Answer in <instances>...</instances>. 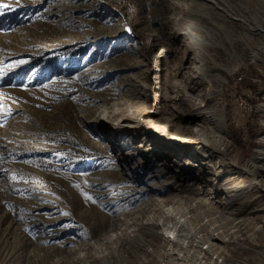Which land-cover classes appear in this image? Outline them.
Wrapping results in <instances>:
<instances>
[{
	"label": "rangeland",
	"instance_id": "rangeland-1",
	"mask_svg": "<svg viewBox=\"0 0 264 264\" xmlns=\"http://www.w3.org/2000/svg\"><path fill=\"white\" fill-rule=\"evenodd\" d=\"M192 1L202 4L0 0L10 4L0 10V253L18 250L31 264H85L80 253L92 264H160L142 257V244L157 246L166 264H218L204 260L213 244L223 264H264V183L251 185L264 151V2L211 0L219 10L195 14ZM189 28L214 46H196ZM193 82L203 85L191 91ZM184 87L194 98L207 93L201 105L224 130H204L213 158L198 180L162 167L167 174L152 182L160 153L183 163L200 151L191 111L177 103L182 114L172 117L169 100ZM107 105L113 123H138L150 135L83 120ZM229 171L240 176L232 186L247 189L226 206L206 196L216 186L205 180ZM241 206L250 214L238 216ZM112 224L125 231L114 242L121 258L86 252ZM164 230L179 245L164 244Z\"/></svg>",
	"mask_w": 264,
	"mask_h": 264
},
{
	"label": "bare ground",
	"instance_id": "bare-ground-1",
	"mask_svg": "<svg viewBox=\"0 0 264 264\" xmlns=\"http://www.w3.org/2000/svg\"><path fill=\"white\" fill-rule=\"evenodd\" d=\"M262 1L264 2V0H262ZM197 2L202 3L200 5V7L203 8V9L206 7L208 10H211L213 12H216V9H218L217 8L218 4L216 2H212L211 0H197ZM185 3H186V1H185ZM208 3H210V5H208ZM189 5L190 4L187 3V5H185V7L188 8ZM191 5L193 6V8L191 7V10H193V12L195 14L197 12H199L198 14L201 13L199 11L200 7L199 6L197 7L195 2H193ZM177 7H179V6L174 5V8H177ZM190 29L191 28H189V31L187 30L186 35L191 37L193 43L196 46H200V47H203V46H205V47H213L214 46V44H213L214 42L211 40V38H210V40L206 41V40H204V39H202L200 37H194L193 33H190L191 32ZM173 39L174 40H178V38L176 36ZM182 54H183L182 52L179 53V55H182ZM198 61L200 62V60H197V62H195V63L193 62L192 64L199 63ZM186 62L190 63V62H188V59H187ZM181 68H182V65H179L177 67H173V70L177 74H180V73H182L181 72ZM196 85H197V87H196L195 91H197L198 87L202 86L203 84L200 83V82H193L192 85L189 87V89L192 91L193 86H196ZM204 96L207 97V93L204 95V93H202L201 91H198L197 98H194L193 96H191L188 93L187 88L184 87V88L178 89L176 94H175V96L172 99L169 100V102L171 104L170 107L173 110V114H172L173 119H179L180 118V116H178V114H182V112L177 111L176 104L177 103H181V104H183L185 107H187L191 111L189 117L192 120L196 119L199 122V123H197L195 125V127L192 130V132L194 134V138L196 140H198L199 147L197 149H199L200 151L197 152V153H194V154L188 153V154H190V157H191L192 160L191 159H188V160L186 159V161L183 162V163H179L176 160L170 161V157L167 155L168 154L167 152L160 153L159 156L160 155L163 156L162 162L158 164V168H160V169H157L156 171H154L152 173H149V176H148L149 177L148 179H150L152 182H154L155 180H158L160 176H163L164 174H167V172L164 169H161L162 167H164V168H166V167L169 168L170 167V171H173L176 174L182 175V177H184V180H187L188 178H196V176H197V180H198V176L199 175H201L203 173H206V172H204V169H202L201 167L203 165H205L204 163L206 161L208 162V161H210L213 158V156H212L213 151H212V149L209 146V141H207L205 139L206 132L204 130H207V132H210L211 134H213L217 130L222 132L224 130V123L222 122L220 117H217L218 114L212 115L211 112L208 110V107H205V106L201 105L202 104V99H203ZM107 106L108 107H104V108H102L100 110L101 114L97 115L95 117V119H93V120L83 119V120L85 122H87V123H89V122L98 123V126H103L104 129H108L107 125H113L114 127L111 128V131H113V134H116V135L122 134L124 130L130 131L132 136H135V135H137L139 133H144V135H150L149 131H146V129L142 125H140L138 123H134V122H131V121H129L131 123L126 122L125 124L120 123V122L113 123V119L111 117V112H112V110H115V109L111 108L109 105H107ZM108 109L110 110L109 112H108ZM106 113L109 114V115H107ZM90 126H92V124H90ZM155 133L156 132H153V134H151V135H155ZM263 142H264V139H263ZM144 151H145L144 153H147L149 151V149L148 150L145 149ZM158 151H160V150H158ZM155 153H157V151H155ZM175 155L179 156L178 154H175ZM149 158H151V160H152L153 156L149 155ZM169 162H171L172 164H168ZM196 163H199L198 164L199 166ZM216 164H218V163H216ZM171 165L173 167L174 166L178 167V171H175L172 168ZM221 166L222 165H219V167H221ZM253 166L255 167V169H257V177L256 178L259 179V180L258 181L254 180L251 185H254L256 187V186L259 185V183H264V151L260 152L258 155L255 156V163L253 164ZM222 167H224V166H222ZM194 169L198 170V174L194 175V172H193ZM230 173H231V171L227 172V174H226V178L227 179H225L224 181H222L221 179L223 177H225V176H221V174H220V179H218L217 181L213 180V179L212 180L211 179L210 180H208V179L205 180L207 182L208 181L212 182L214 184V186H216V189L214 191L206 192V196H208L211 201H216V200H221L222 201V200H225L224 204L226 206H229V205L232 204L234 198L236 200H238L245 193V190L247 189V186L233 187L232 184L230 183L231 181H235V180H238L240 178V176L237 174L238 172H235L234 175H232V178H229V176H230L229 174ZM209 174H211V173H209ZM169 178H171V177H169ZM193 185H196V183H194ZM178 186H181V185L178 184ZM155 187H157V186H155ZM199 189L202 190L201 187H199ZM262 191H264V189ZM227 194H229L231 196V200H227L226 199V195ZM261 207H263L262 208V211H263L264 210V204L261 205ZM247 214H250L249 209H245L242 206L237 210V215L240 216V217H244ZM173 218H175L180 223L185 224L184 221L181 218H179L177 216H174V215H173ZM113 225L114 224H112V226H111V228L109 229L108 232H105L104 234L101 235L102 236L101 238H99V239L97 238L96 242L93 241L94 243L91 242V244H86V245L84 244L85 246L83 248L86 250V252L89 250L88 252L91 253L93 249L94 250L95 249L96 250L102 249V252L104 251L103 255H106L108 257L111 256V255H114L115 258H117V261H118L121 258L122 249H118V246L114 242L120 241L123 238V236H121V235L125 231L121 228V229L117 230V233H114V230H116V228H113ZM127 225H125V227ZM186 226H187V224H186ZM130 227L129 226L126 227V229H127L126 232L132 233V230L131 231L129 230V229H131ZM117 228H118V226H117ZM175 229H177V228H175ZM186 231L191 232L190 229H186ZM160 236L161 237H159V238L162 239L164 244L165 243L166 244L170 243V239H172L173 243H175L177 245H179V243H180L177 240V237H175L171 232H166L164 230L160 234ZM6 237H7V234L3 235V238H6ZM129 237H131V236H129ZM1 239L2 238H0V241H2ZM211 239L214 240L215 237H213ZM106 243H113V246H108ZM210 244H211V242H210ZM20 246H23V245H20ZM139 246H143L144 247V251H143V254H142L143 258L144 257H146V258L147 257L154 258L155 260L157 259L156 262H159L160 264H166L165 263V258L162 257V260H161L160 256L157 254L158 253L157 252V246L150 247L148 245H142V244L139 245ZM138 248H137V250H138ZM159 250H160V248H159ZM94 252L95 251H93V253ZM95 254H94V257H95ZM114 256H111L110 259H112V257L114 258ZM204 256L206 257V258H204V260L208 259V261L210 263L215 260L218 264H223V261H222V263L220 261V260H223V259L216 252L215 247H214L213 244H211L210 247L206 248V252L204 253ZM77 258H81V261L83 263H85V264H92L91 260L87 259L85 253H83V254L80 253L79 257H77ZM30 260L31 259L29 257H27V258L21 257V255L18 252V250H11V252H7V253L6 252H1L0 253V264H31L32 261H30ZM98 260H100V259H98ZM167 262H169L168 259H167ZM196 262L197 261L194 260L192 263H186V264H197ZM35 263L37 264V262H35ZM144 264H146V262ZM173 264H175L174 261H173Z\"/></svg>",
	"mask_w": 264,
	"mask_h": 264
},
{
	"label": "snow or ice",
	"instance_id": "snow-or-ice-1",
	"mask_svg": "<svg viewBox=\"0 0 264 264\" xmlns=\"http://www.w3.org/2000/svg\"><path fill=\"white\" fill-rule=\"evenodd\" d=\"M13 3H18L19 0H12ZM10 8V4L7 3H0V10H5ZM0 14H3L2 11H0ZM17 65H8V67H15ZM88 199H91V197H88Z\"/></svg>",
	"mask_w": 264,
	"mask_h": 264
},
{
	"label": "trees",
	"instance_id": "trees-1",
	"mask_svg": "<svg viewBox=\"0 0 264 264\" xmlns=\"http://www.w3.org/2000/svg\"><path fill=\"white\" fill-rule=\"evenodd\" d=\"M229 120H230V119L227 120V124H228V121H229ZM228 127H229V126H228Z\"/></svg>",
	"mask_w": 264,
	"mask_h": 264
}]
</instances>
